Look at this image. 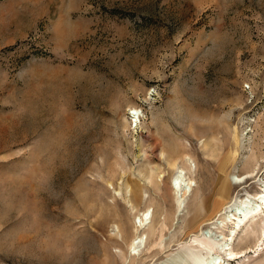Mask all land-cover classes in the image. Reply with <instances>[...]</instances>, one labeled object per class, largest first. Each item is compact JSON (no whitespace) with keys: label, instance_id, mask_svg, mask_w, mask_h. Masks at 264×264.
<instances>
[{"label":"rangeland","instance_id":"rangeland-1","mask_svg":"<svg viewBox=\"0 0 264 264\" xmlns=\"http://www.w3.org/2000/svg\"><path fill=\"white\" fill-rule=\"evenodd\" d=\"M263 183L264 0H0V264H264Z\"/></svg>","mask_w":264,"mask_h":264},{"label":"bare ground","instance_id":"bare-ground-1","mask_svg":"<svg viewBox=\"0 0 264 264\" xmlns=\"http://www.w3.org/2000/svg\"><path fill=\"white\" fill-rule=\"evenodd\" d=\"M135 114H138L137 109H133ZM140 112V111H139ZM254 172L248 174L247 176L253 175ZM235 181H239L234 178ZM176 187H180V177L176 176L174 180ZM195 183L190 179H186L184 187L181 189V195L185 198L190 195L191 186ZM260 191L255 195V199L243 198L235 200L233 202H228L216 211V213L208 220L204 221L202 226L209 224L216 229L226 230V234L222 233L221 241H217L216 249L226 255L227 259H233L238 257L240 253L244 251L235 252L232 248V242L240 234L247 230L248 225L255 221L257 218H261L264 221V183ZM182 202V201H181ZM179 203L181 206L182 203ZM221 216H224V220H221ZM150 218L149 211H143L137 218L138 225L141 222H146ZM223 232V231H221ZM260 232L264 234V227L260 229ZM221 235V234H220ZM262 236V235H261ZM143 242L142 236L135 237L131 242V250L136 253L135 249ZM222 258L218 253H212L206 259H204L200 264H221Z\"/></svg>","mask_w":264,"mask_h":264}]
</instances>
